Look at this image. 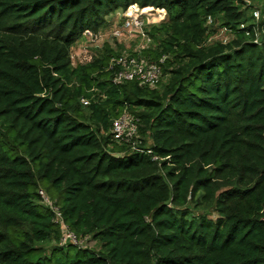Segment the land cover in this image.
Wrapping results in <instances>:
<instances>
[{
  "label": "trees",
  "instance_id": "trees-1",
  "mask_svg": "<svg viewBox=\"0 0 264 264\" xmlns=\"http://www.w3.org/2000/svg\"><path fill=\"white\" fill-rule=\"evenodd\" d=\"M133 4L167 12L142 52L166 57L162 89L115 84L109 49L72 65L84 33ZM244 6L0 0V264H264V22L242 26ZM209 18L235 38L206 45ZM126 110L141 120V152L112 138ZM42 186L99 250L46 253L60 230Z\"/></svg>",
  "mask_w": 264,
  "mask_h": 264
},
{
  "label": "built area",
  "instance_id": "built-area-1",
  "mask_svg": "<svg viewBox=\"0 0 264 264\" xmlns=\"http://www.w3.org/2000/svg\"><path fill=\"white\" fill-rule=\"evenodd\" d=\"M152 10V8H141L137 4L129 6L124 10L122 14V25L115 27L113 36L116 39L123 38L126 34L132 36H143L147 38L146 41L151 42V39L146 34V15ZM254 18L260 19V13L254 12ZM212 19H208V23H211ZM83 38L88 39L91 43H97L99 40L98 35L93 31H86ZM258 42V41H257ZM149 49V48H147ZM166 61V57H162L157 62H151L136 55H118L111 58L110 69L114 72L113 82L115 84H124L128 82L137 81L140 85L155 89L160 85L163 77V64ZM91 62L86 61V64ZM82 103L88 105L89 101L83 99ZM140 123L141 120L128 110L123 112L118 118L113 120L111 127V134L114 141L120 144H126L132 148L141 152L139 145H142L140 135ZM147 151L151 154L150 148ZM154 160H158V157H154ZM39 203L48 208L53 216V223L60 230L59 246L74 245L78 248H86L87 243L90 241V237H80L73 232L65 220L61 207L53 200L44 189L38 190Z\"/></svg>",
  "mask_w": 264,
  "mask_h": 264
},
{
  "label": "rangeland",
  "instance_id": "rangeland-1",
  "mask_svg": "<svg viewBox=\"0 0 264 264\" xmlns=\"http://www.w3.org/2000/svg\"><path fill=\"white\" fill-rule=\"evenodd\" d=\"M244 1L245 6L243 7V10L245 12V19L243 21L244 24H242V26H247L251 24L259 25L264 22V0ZM122 12L123 11L115 12L114 14L106 18V24L96 33L99 37L97 43H91L88 39L82 38L78 43L73 46L71 50V62L73 66L85 63L90 59L91 61H93L96 58L103 56L106 51H108L107 49L112 50L113 54L116 56L131 54L142 57L143 51L155 49L158 46V42L163 38V35L159 32H156L155 30L160 29L162 25L167 22L168 15L165 10L152 8V10L146 15V34L151 39V42L146 41L147 38H144L143 36H137L135 34L132 36L126 34L121 39H116L113 36L114 29H116L115 27H120L122 25ZM254 12L260 13V19L254 18ZM222 23L223 22L220 20L217 23H213V21L211 23H208L209 36L206 40V45L209 46L216 43L226 44L231 42L235 38V36L232 32H230L229 29L223 27ZM263 35L264 34L258 29L257 41L259 43H262ZM167 81L168 75L164 74L163 72L161 83L160 85H158L159 89H162V86ZM150 144L151 142L148 141V145ZM39 189H44L48 193L46 188L43 186ZM49 196L51 195L49 194ZM192 210L196 215H201L204 213L203 210H196L193 209V207ZM207 214L211 219H217V215L214 211L211 212V210H209ZM43 246L46 249V253L49 254L50 251L59 246V242L49 241ZM87 246L96 250L100 249L99 244L91 240L87 243Z\"/></svg>",
  "mask_w": 264,
  "mask_h": 264
},
{
  "label": "water",
  "instance_id": "water-1",
  "mask_svg": "<svg viewBox=\"0 0 264 264\" xmlns=\"http://www.w3.org/2000/svg\"><path fill=\"white\" fill-rule=\"evenodd\" d=\"M154 11H156V10H154Z\"/></svg>",
  "mask_w": 264,
  "mask_h": 264
}]
</instances>
